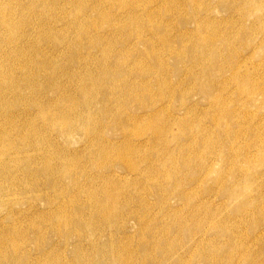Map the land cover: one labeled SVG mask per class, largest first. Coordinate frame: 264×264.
<instances>
[{
	"label": "bare ground",
	"instance_id": "1",
	"mask_svg": "<svg viewBox=\"0 0 264 264\" xmlns=\"http://www.w3.org/2000/svg\"><path fill=\"white\" fill-rule=\"evenodd\" d=\"M67 1L72 7L71 13L66 11L67 15L72 19L71 24L64 25L63 28H58L56 26L62 19L56 16H50L49 13L47 15L50 16L48 19H51V23L45 24L42 27L41 25L40 27L38 26L39 29L37 31L35 30V33H33V28L35 27L32 28V24V35L34 36L32 39H28V34L25 32L21 33V31V34H17L18 32L16 31H18V29L16 30V24L18 22L16 23V21H14L15 24L11 21L12 15L14 14L13 10H15L16 7L14 9L8 8L7 5V7L3 4L0 5V29L5 30V35L3 34L2 37L0 33V52L2 53V55H0V208H6L5 205L7 204L3 200L13 192V188L17 185L23 188H34V186H32L34 182H36L37 179H42L46 185H50L49 189L53 191L57 187H60L55 191V193L58 192L57 197H62L61 202L58 203L59 206L56 207V201L51 202V205L56 208L49 214H40L36 218H39L41 223H48L50 219H55V223L50 220V222L53 223L51 228L57 235L62 237L64 241L68 240L67 237L69 233H72L74 236L77 235L76 230L79 229L82 223L86 226L85 230H93L95 231L94 233L98 231V228L102 227H99L100 223H104L111 229L117 227L116 222L120 218L121 213L119 214V212L121 211L117 210L119 205H117L116 202L117 197L121 195L122 191L120 189L121 184L117 182L120 175L112 171L114 168L125 170L129 175L133 176L132 179L135 181V186L137 184L143 189V187L145 188L144 184H148V188H145L147 191L151 186L159 188L161 184H159V182L170 183L172 181L173 175L171 172L164 171L163 169L165 167L161 168L164 164L169 166L172 165V161H169V151L164 152L165 150H161L167 146V142L162 140V135H165V132L168 131L167 126H169V123L166 120L169 117L166 120L164 119L165 122L158 121L159 117L161 119L165 118L162 117L163 114L167 117L166 113L170 108V101L173 95V91L170 92V90L174 88L171 82L163 80L160 77L159 72L165 71L169 73V75L170 72L173 74L176 72L174 66L171 68L168 67L165 59H169L175 64L177 62H182V64H186L189 67L190 73L188 74V78L193 82H199L200 80L201 91L199 97L207 102V107L210 109H212L211 107H217V112L222 113V111H225L222 110L227 100H225L224 97L228 95L226 93L230 85H233L232 93L235 96V101L233 100L234 98L232 99L233 103H238L245 108V115L244 113L242 114V119L245 120L244 122L246 124V121L256 118V113L260 110V107H258L253 110L254 112H249V107H255L257 100L262 103V106H260L264 107V69H262L263 72L261 73L263 75H259L258 69L252 67V63L248 62V58L245 56V58H242V54L237 52V47L235 48V40L233 38L225 33H216L215 27L211 25L213 20L210 18L214 11L210 10L209 7L210 2H215L216 9L218 7L222 10H235L239 16L238 19L241 21L244 19V21H246L248 17L264 15V0H101L94 5L90 16L87 14V16H85V12L83 13V2L81 0ZM102 4H105L108 9H114L117 12H122V14H120V16L108 15L106 11L101 9L100 5ZM236 4L238 5L236 6ZM46 6L47 3L45 9ZM48 6L50 7V5ZM63 6L66 7L68 5ZM42 7L43 5L41 8ZM41 8H38V10ZM43 8L42 11L45 10ZM51 9L49 8L48 11L51 12ZM46 10L44 12H46ZM185 10L190 15L188 18L185 17L183 19L181 13L186 14V12H184ZM55 13H57V11ZM81 13H83V16ZM63 16L64 15H62V17ZM177 16L179 17V21L177 22L178 25L194 23L196 24L194 32L199 29L202 31V33L195 32L196 40L194 41L195 37H193L192 44L183 42L179 45V48L177 47L178 49L173 46L174 42L170 39L169 35V29H171L173 25L172 20H175ZM143 21L146 24H144L145 26L142 25ZM102 22H105V25ZM252 22L254 23V21ZM27 23L25 27L29 26ZM253 23L249 22L247 28H242L243 33L246 35L243 43V45H247L245 49L249 48L248 46L251 45V37L255 35L261 27L260 24L255 25ZM199 25L202 28L199 27ZM19 27L20 24L17 28ZM25 30L26 28L23 31ZM143 30L147 32L146 34L151 36L149 37L151 41L149 39L145 40V37L142 38L141 34ZM172 31L173 30H171V33ZM123 32H128L127 36L134 35L136 42L134 43L133 41L134 44L131 45V43L128 44L130 39H127L128 42L126 43L127 40H125V47H123L122 51H116L118 49L115 47V40L117 37L123 36L121 35ZM101 33H103L102 37L99 36ZM192 35L194 36V34ZM16 37L19 38L20 45L17 43L15 44L16 40H18ZM120 38H122L120 41L124 40V36ZM185 38L187 37L185 36ZM182 40H184V37ZM137 43L144 46L145 50L140 51L139 48L141 52L139 55L141 57L138 56L139 58L130 60L131 63L129 64L131 55H138L136 49ZM156 43L160 46H158L159 49L161 48V51L157 55L154 54L155 52L153 53L148 50V47L152 48L151 44L155 45ZM261 43L262 42H260V44ZM96 52L103 54L105 56L104 59H107L106 56H109V54L120 55V58H116L115 70L112 68H109L110 70L106 68L101 69V67L95 70L90 66L86 67V62L93 60V56ZM250 54H252V52ZM56 58L65 59L69 66H71L67 68L65 72L63 71V74L68 75L69 78H66V84L58 82L62 81L63 78H60L61 80L57 79L60 76L57 74V70H59L60 66H58L59 63ZM149 61H152V67L147 64ZM262 63L264 64V62ZM103 64L105 63H102V65ZM83 69L84 72L80 74L79 71H83ZM224 69H226V72L229 71L230 73L227 79L220 77V73ZM17 71L20 72V76L16 73ZM147 75L148 80L142 79ZM134 76L140 77L142 80L138 81L137 86H132V89H128V91H125L123 94L120 93L119 95L118 93L117 96L112 92L113 89L109 87L116 81L124 83L125 85V82H130L131 78ZM34 77H41L43 82H33ZM65 85L74 87L76 92L73 98L68 96L69 92L64 91L63 88ZM178 85L179 84L176 86ZM154 87L164 89L167 93L166 98H170L164 99L160 95L158 97L154 95L152 92ZM26 92L30 93L29 95H31V92L35 94L31 95L33 96L31 98H25ZM213 92H215V94ZM8 96L12 97V99H8ZM39 97L46 98V101H37ZM15 102L18 103L17 106L22 105L24 108L30 106L32 112H26V110L21 113L14 112L17 107L14 104ZM126 105L129 108L136 106L137 110L133 111V113H129L125 110ZM179 107L183 115L181 117L185 120L180 127L185 126L186 128H190L189 130L191 131V128L193 129L195 127V122L198 121L196 119L194 121L193 117L198 111H200V113H204L205 111L197 105L191 107L186 106L185 103H180ZM96 108H98V110H95ZM234 109H236V107ZM92 110L98 111V114L91 113ZM238 110L239 108L236 111ZM137 111L138 113H136ZM196 111L197 113L195 114ZM236 111H232L230 114L228 113L227 116L230 120H235L237 118ZM207 114L208 113H206V115ZM95 115H99V118H92ZM26 117L33 119V121L37 120V122L39 119V122L42 121V124L38 122L39 125H37V127L32 124V120L24 119ZM216 117L213 118L214 120H211V118L210 120L211 123L213 121L217 126L216 120L218 119H216ZM21 120L23 121L22 123H20ZM260 120L262 123L264 122V114ZM241 122L242 121H240V123ZM174 123L175 122H172L170 125L174 126L177 124L178 126L180 124ZM258 125L260 126V123ZM226 126L228 127L229 124ZM254 126L253 124V127ZM106 127L108 128V134H105L103 131ZM144 128H147L146 131ZM262 128H264V124ZM245 129H247V127ZM249 129L250 128L247 130L248 132ZM180 130L178 129L177 131L180 132ZM256 130L254 129V131ZM177 131H171V133L173 134L175 132L177 134ZM196 131L197 130H195V132ZM146 132H148L149 135H146ZM254 133L256 134V132L252 134ZM51 134L56 135L64 144L59 145L54 142L53 138H49ZM232 134L234 136L236 135L234 132ZM75 136H81L82 138L77 142L83 144L79 147V150L70 148L71 144L74 143ZM173 136L174 135H172V137ZM14 137L18 139L17 143L13 139ZM194 137L197 136L194 135ZM204 137L202 139H204ZM190 138L192 139V137ZM258 138H255L254 141L252 139L250 144H245L243 142L245 145L244 148L247 149L251 147L252 143H255L256 153H258L260 157L258 160L263 161L264 165V148L263 145L260 144L261 140L258 141ZM232 139L234 141V138ZM35 140L37 141L34 145L33 143ZM203 141L207 142V139ZM193 142L192 144H194L193 146L195 147L197 140H195L196 143ZM175 143L177 144V142ZM233 143L235 144V142ZM202 144L204 143L202 142ZM231 145L233 144L231 143L228 145V151L234 152ZM29 149L32 150L29 152ZM203 149L204 153L201 154L196 152L197 154L194 155L197 164L205 163L204 159L209 153L207 152L209 148L204 144ZM240 150H242V148L238 149L237 156ZM247 153L241 155L243 161L252 162V158H249ZM162 157L164 160L166 159V162L162 160L164 162L163 165H159ZM87 164L89 167H86ZM90 170L94 171L93 176L87 175L91 173L89 172ZM55 173L58 175L54 177ZM86 175L89 177L88 184L82 183V185H80L77 181V177L81 176L84 179ZM259 178H253L254 185L257 184ZM86 186H88L90 190L89 188L88 190L84 189ZM35 190L37 189L35 188ZM80 196H83L85 200H89L90 204L93 202V205L87 207L85 205L86 202L79 199ZM184 198V201H189L190 195L185 193ZM78 202H82L84 205ZM21 204L24 203L22 202ZM47 204H50V201H48ZM140 205L145 204L142 202ZM35 213L37 212H34V214ZM69 214L71 215L69 216ZM128 215L131 216L133 214L128 213ZM134 216L136 217V214ZM25 218L23 219L25 220ZM34 219L30 217L25 220H31L29 229L33 232H35L34 228L41 227L37 225L40 224V222ZM73 222H77V224L72 228ZM179 222H177L178 224L176 223L177 225L174 224L179 229H183L184 222H181V224ZM262 222H264V220ZM14 227L13 229H15ZM119 227H123L122 223ZM61 228H70L68 230L69 233L67 232L65 237L58 232ZM10 230H12V228ZM52 230L50 229V231ZM79 230L81 231V229ZM17 231L18 229L13 230V235L10 236L11 239L9 238L10 240H6L7 243L10 242L9 246L11 247V252L13 251L12 255L18 252L21 245L25 243V239L20 236V232ZM186 231L191 235L189 229ZM3 235L1 236L4 237ZM1 236L0 239L2 238ZM111 237L112 236H110V238ZM200 241L201 239L193 242L195 247L200 245ZM189 242L191 241L189 240L188 243ZM4 243L3 240L0 242V245L2 246ZM188 250L189 248L184 249L182 252H173L171 255L180 260L183 256L188 254ZM35 251L38 252L39 250L36 249ZM235 253L233 249L227 251V254L231 257ZM54 256V252H42L37 264H51L50 262H53L51 259L54 258ZM211 263L215 264V262Z\"/></svg>",
	"mask_w": 264,
	"mask_h": 264
},
{
	"label": "rangeland",
	"instance_id": "2",
	"mask_svg": "<svg viewBox=\"0 0 264 264\" xmlns=\"http://www.w3.org/2000/svg\"><path fill=\"white\" fill-rule=\"evenodd\" d=\"M81 1L83 2V13L85 12V16H90L94 5H96V3L101 0H84L85 2L83 0ZM0 2V5H7L8 8L15 9L16 7V9L13 10L15 17L13 14V19L11 18V21H13V23H15L14 21H16V23L18 22L20 24V27L17 28L19 24L15 23L16 30L18 29V31H16L18 32L17 34H19L21 31V33L25 32L26 34H28V39L34 38L32 34L39 29L40 25L42 27L45 24L51 23V19H48L51 15L62 19H60L61 21L56 26L58 28H63L64 25H70L72 22L71 17L67 15L68 11V13L72 12V7L67 0H2ZM46 3V9L47 7L48 9L52 8L51 12L48 11V9H45ZM42 5L44 7L42 8L45 9L46 12H44L45 10L42 11ZM48 5H50V7ZM63 5L68 6L65 7ZM237 5L238 4H236V6ZM61 6L63 7V9ZM100 6L101 9L108 13V15L120 16V14H122V12H117L114 9H108L105 4H102ZM209 7L210 10L214 11V13L211 14L210 18L213 20L211 25L215 27L213 28L215 29L216 33H225L229 35V37L233 38L235 40V48L237 47V52L239 54H242L241 57L243 58L245 56L246 58H248V62L252 63V67L258 69V74L263 75L261 73L263 72L262 69H264V64L262 63L264 62V15L248 17L246 18V21H244L243 19L242 22L240 19H238L239 16L235 10H222L218 7L216 9L215 2H210ZM38 8H41V11L38 10ZM56 11L57 13H55ZM184 12H186V14L181 13L183 19L185 17L188 18L190 14H188L186 10ZM49 13L50 16L47 15ZM83 13H81L82 16ZM113 13H116L117 15ZM61 14L65 17L63 16V18ZM23 20H25L26 22ZM172 21L173 25L171 26V29H169V35L170 39L173 40V46L176 49H178L180 47L179 45L183 42L192 44L193 37H195L194 41L196 40L195 32L202 33L200 29L195 30L194 32V29L196 27V24L194 23L178 25V16L177 18H175V20L173 19ZM252 21H254V23ZM249 22L255 25L260 24L261 27L260 30H258L255 35L251 37V45L248 46L249 48L245 49L247 45H243V43L246 35L245 33H243L242 28H247ZM26 23L29 26L25 27ZM102 23L104 24L105 22ZM144 24L145 22L143 21L142 25L145 26L146 24ZM31 26L32 28L35 27L33 28L34 30L31 28ZM199 27L201 26L199 25ZM25 28L26 30L23 31ZM172 28H174L175 30ZM144 30L141 34L142 38L145 37V40H150L149 37L151 36L146 34L147 32H144ZM171 30H173L172 33ZM0 33L2 37V35L5 33V30L0 29ZM127 34L128 32H123L121 34L124 36L123 41H120L122 40V38L120 37L123 36H119L115 40V47L116 49H118L116 51H122L123 47H125L124 42L127 39H130L128 44L131 43L132 45L136 42L134 35L129 34L130 36H127ZM143 34H146L147 36ZM192 34H194V36ZM99 36L102 37L103 33L99 34ZM171 36L174 37L172 38ZM185 36L187 38H185ZM18 37H16V39L18 40H16L15 44L17 43L18 45H20V40ZM183 37L185 41L182 40ZM128 40L126 41V43L128 42ZM260 42L262 43L260 44ZM155 45L151 44L152 48L148 47V50L152 51L153 53L155 52L154 54L157 55L161 51V48L159 49L160 46L158 45V43H156ZM139 48L140 51L145 50L144 46L137 43L136 49L138 51V55L132 54L129 59V64L131 63L130 60L141 57L139 55V53L141 54ZM250 51L252 52V54H250ZM0 55H2L1 52ZM102 55L103 54L96 52L93 56V60L86 62L87 65L85 66H90L95 70H98L100 67L101 69L106 68L107 70H110L111 68L114 69L116 58H120V55L109 54V56H106L107 59H104L105 56L103 55L102 57ZM248 55L250 58L248 57ZM56 59L59 63L58 66H60L59 70H57V74H59L60 76L57 79L61 80L60 78H63L62 81H58L57 79L56 80L59 83H65L66 78H69L68 75L63 74V71L65 72V70H67V68L71 66H69L65 59ZM165 61L167 62L169 68L174 66L176 68V72L174 74L170 72V75L165 71L159 72L160 77L163 80L171 82L174 88L170 90V92L173 91V95L172 100L170 101V108L166 113L167 117L165 116V114H163L162 117L165 118L161 119L159 117L158 121L165 122V120L169 117L166 120L169 123V126H167L168 131L165 132V135H162L165 138L164 139L162 137V140H165V142H167V146L161 150H165L164 152L169 151V161H172V165H170V167L169 165L164 164L163 167H160H165L163 169L164 171L166 170L171 172V174L173 175L172 181L170 183L159 182V184L161 183L159 188L155 186L152 187L150 185L151 187L147 191L145 190V188H148V184L145 183V188L143 187V189L137 184L135 186V181H133L132 179L133 176L129 175L125 170L114 168L112 171L120 175L117 182H119L121 186L124 184L122 187L120 186L122 193L117 197L116 202V204L119 205L117 210L121 211L119 212V214L121 213L120 218L116 222L117 227L111 229L104 223H100L99 227H102L98 228V231L94 233L95 231L93 230H85L86 226H84L85 224L82 223L79 226V229H81V231L79 229L76 230L77 235L79 236H74L72 233H69L68 230L70 228L59 229L58 232L61 233L63 237L66 236L67 232L69 233L67 241H64L62 237L57 235L54 230H52L51 227L53 223L51 222L55 223V219H50L52 221L50 222L49 220L48 223H41L39 218H36L40 214H49L59 206L58 203L61 202L62 197H57L58 192L55 193V191L60 187H57L53 191L52 189H49L50 185H46L44 183V180L42 179H37V181L34 182V184L32 185L34 186V188H23L22 186L17 185V189L16 187L13 188V192H11L10 195H8L3 200L7 204L5 205L6 208H0V236L4 234V237L1 236L2 240H0H4L5 242L2 246L0 245V264H37L39 261V256L42 252L55 253L54 258L51 259V261H53L50 262L51 264H214L211 262H215V264H224V262L225 264H264V222H262L264 220V165L263 161L258 160L260 157L259 154L256 153V149L254 146L255 143H252L251 147H248L247 149L244 148V143L250 144L252 139L254 141L255 138H258L259 136L260 137L258 138V141L261 140L260 144L263 145L264 148V128H262L264 122L262 123V121L260 120L264 114V107H261L262 103L258 100L255 103V107H249V112H254L253 110L257 109L258 107H260V110L258 112L256 111L257 117L252 120L246 121V124L244 122L245 120L242 119V114L244 113L245 108H243L238 103H233V100L235 101V96L232 93L233 85H230L226 94H228L227 96L231 99H229L225 95L227 98L224 97V99L227 100L225 103V107L222 109L225 111L219 113L217 112V107H211L212 109H210L207 107V102L199 97L201 91L200 80L199 82H193L188 78V74L190 73L189 67L186 64H182V62H177L175 64L169 59H165ZM149 62L147 64L152 67V61ZM102 63L105 64L102 65ZM79 72L80 74H82L84 72V69L83 71L81 70ZM16 73H18L20 76L19 71H17ZM228 73L229 71L226 72V69H224L221 71L220 77L227 79L230 76V73ZM147 78L148 75L142 79ZM142 79H140V77L134 76L131 78L130 82H125V85L124 83L116 81L112 84V86L109 87L112 88V92L118 96V93L119 95L120 93L123 94L125 93V91H128V89H132V86H137L138 81ZM33 82L42 83L43 79L41 77H34ZM177 84L179 85L176 86ZM63 89L64 91L69 92L68 96L70 98H73V96H75L76 91L74 90L73 86L71 87L69 85H65ZM152 92L157 97L160 95L164 99L170 98H166L167 93L164 89H160L159 87H154ZM213 93L215 94V92ZM25 94V98H31L33 97L31 95H34L35 93L31 92V95H29L30 93L26 92ZM7 98L12 99V97L9 96ZM230 100L232 101V103ZM37 101L45 102L46 98L39 97V100ZM227 102L230 104H228ZM180 103H185L186 106L191 107L197 105L199 108H203L205 111L204 113H200V111L198 110V113L197 111L195 112V114L197 113L199 116L196 114L193 118L194 121L195 119L198 121L195 122V127L193 129L191 128V131L189 130L190 128H186L185 126L180 127V125L185 121L183 117H181L183 115L179 107ZM14 104L16 106L18 105L17 102H15ZM234 106L236 107V109H234ZM238 108L239 110L236 111ZM24 110H26V112H32L30 106L24 108V106L22 107V105L17 106L14 112L21 113L22 111L25 112ZM95 110H98V108H96ZM125 110H127V112L129 113H133V111L137 110V107L133 106L132 108H129L126 105ZM232 111H236L235 113H237V118L235 120H230V118H228L227 116L228 113L230 114V112ZM91 113L98 114V111L92 110ZM136 113H138V111ZM206 113H208V116L206 115ZM200 114H203V117ZM98 116L99 115H95L92 118L97 119L99 118ZM215 117L216 119H218L216 120L218 124L217 126L213 123V121L211 123V120H214L213 118ZM24 119L32 120V124L36 126L42 124V121L39 122V119V124L37 120L33 121V119L27 117ZM171 121L180 124L177 126V124L174 123L176 126H171ZM240 121H242L243 123H240ZM22 122L23 121L21 120L20 123ZM248 122L252 123L249 124ZM258 122L260 123V126L258 125ZM228 124L229 126L227 127L226 125ZM253 124L256 126H254L255 128L253 127ZM213 125H215L216 127ZM245 125L247 129H245ZM251 126L255 130H257L254 131ZM248 128H250L249 132L247 131ZM146 129L147 128H144L145 131ZM178 129L182 130H180L179 132L177 131ZM195 130L197 131L195 132ZM223 130H226V133ZM103 131L105 134L109 133L107 127ZM171 131H177V134L175 132L172 134ZM233 132L234 134H236L235 136L232 134ZM253 132H256V134H252ZM146 133V135H149L148 132ZM172 135L174 136L172 137ZM194 135L197 137H194ZM50 137L53 138V141L58 143L59 145L64 144L56 137V135L51 134L49 135V138ZM190 137H192V139ZM203 137L204 139H202ZM232 138H234V141ZM13 139L16 141V143L18 142V139H16V137H14ZM80 139H82L81 136H75V144H71L70 148L73 150H79V147L83 145L82 143H77L78 141H80ZM205 139H207V142L203 141ZM191 140H193L194 142L195 140H197V143L195 142V147L193 146L194 144H192L193 141ZM36 141L37 140L34 141V145ZM175 142H177V144ZM202 142L209 148V151H207L209 153L205 156V163L197 164L195 162L194 155H196L197 153H204V144H202ZM233 142H235V144ZM231 143L233 144L231 145V148L234 152L228 151V145ZM189 147L191 150L189 149ZM241 148L242 150H240L239 155L237 156L238 149ZM31 150L32 149H29V152ZM243 153H247V156H249V158H252V162H244L242 159L243 157H241ZM162 160L166 162V159L164 160L162 157L160 161L162 164L160 163L159 165H163L164 162ZM87 166L89 167L88 164L86 165V167ZM89 172L91 173L87 174L88 176L94 175V171L90 170ZM57 175L58 174L55 173L54 177ZM87 175L84 177V179L81 176H79L80 178L77 177V181L80 185H82V183L88 184L89 177H87ZM254 177H260L256 185H254L253 182ZM35 188L37 190H35ZM88 188L89 187L86 186V188L84 189L88 190ZM185 193L190 195L189 201H184ZM80 197V200L86 202L85 205L87 207L93 205V202H91L90 204L89 200H85L83 196V198ZM48 201H50V204H47ZM53 201H56V207L51 205V202ZM22 202L24 204H21ZM142 202H144L145 205H140ZM79 204L84 205L82 202H80ZM34 212L37 213L34 214ZM128 213H132L133 215L130 216L128 215ZM134 213L136 214V217L134 216ZM70 215L71 214H69V216ZM26 216L28 218L31 217L33 219H37L40 222V224L37 225L41 227L34 228L35 232L31 231L29 229V223L31 222V220L25 221L28 219ZM23 218H25V220ZM177 220H179L180 222ZM177 222H179L180 224L181 222H184L183 229H179L176 226L178 224ZM121 223L123 225L122 228L119 227ZM174 223L177 224L175 225ZM76 224L77 222H73L72 228L75 227ZM13 227L15 229H13ZM11 228L12 230H10ZM49 228L53 232L50 231ZM16 229H18L17 232H20V236L25 239V243L21 245V247L18 249V252L12 255L13 251L11 252V247L9 246L10 242L8 241L9 243H7L6 240H8L11 235H13L12 232ZM187 229L190 230L191 235L186 231ZM110 236L112 237L110 238ZM199 239H201V243L200 245L195 247V244L193 242ZM189 240L191 242L188 243ZM188 248V254L183 256V258H181L180 260L171 255L173 254V252H182L184 251V249ZM36 249L39 251H35ZM229 249H233L236 252L232 257L227 254V251Z\"/></svg>",
	"mask_w": 264,
	"mask_h": 264
}]
</instances>
